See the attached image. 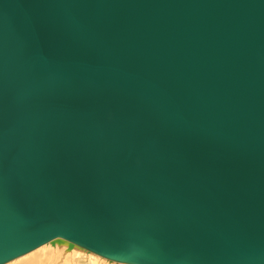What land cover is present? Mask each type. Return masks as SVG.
Wrapping results in <instances>:
<instances>
[{
    "label": "water",
    "instance_id": "obj_1",
    "mask_svg": "<svg viewBox=\"0 0 264 264\" xmlns=\"http://www.w3.org/2000/svg\"><path fill=\"white\" fill-rule=\"evenodd\" d=\"M62 239L264 264V0H0V264Z\"/></svg>",
    "mask_w": 264,
    "mask_h": 264
},
{
    "label": "bare ground",
    "instance_id": "obj_2",
    "mask_svg": "<svg viewBox=\"0 0 264 264\" xmlns=\"http://www.w3.org/2000/svg\"><path fill=\"white\" fill-rule=\"evenodd\" d=\"M57 243L58 244L60 243V245L61 244H63V245L57 247V245H56ZM46 246L47 247H52L53 246L54 248L51 250L52 253H50V255L46 256L45 258H42V260H40V259H32V260L24 259V260H22L23 259L22 257H24V255H27V254L35 251V250H38V249L40 250V248L42 250V248L46 247ZM75 246L76 245H71V246L68 245V241L65 240V239L60 240V242H46V243H43L41 246H38L37 248L25 253L24 255H22L20 257H17L15 259L7 261V263L15 261V262H13L11 264H87L88 261L85 258V255L81 254L79 252L78 248L74 249V251L70 252V254H68V255L67 254L61 255L62 252H63V248L70 247V249H73ZM79 247H81V246H79ZM81 248H83V247H81ZM83 249H85V248H83ZM85 250H87V249H85ZM87 251L90 252V253H93V252H91L89 250H87ZM93 254H96V253H93ZM93 254L91 256H93ZM97 255H99V254L97 253ZM99 256H101V255H99ZM101 257H103V256H101ZM103 258H105V257H103ZM105 259H107V258H105ZM107 260H109V259H107ZM109 261H111V260H109ZM111 262H113V261H111ZM114 262H118V263H122V264H130V263H123V262H119V261H114ZM7 263H5V264H7ZM89 263H90V261H89Z\"/></svg>",
    "mask_w": 264,
    "mask_h": 264
},
{
    "label": "rangeland",
    "instance_id": "obj_3",
    "mask_svg": "<svg viewBox=\"0 0 264 264\" xmlns=\"http://www.w3.org/2000/svg\"><path fill=\"white\" fill-rule=\"evenodd\" d=\"M56 245H57V247H59V246H62L63 244L60 245V243L59 244L57 243ZM53 246L52 247H47L46 246V247H43L42 250H41V248H40V250L39 249L38 250H35V251H33V252H31V253H29L27 255H24L25 258L22 257L23 258L22 260H24V259H28V260L40 259V260H42V258H45L46 256L50 255V253H52L51 250L54 248ZM77 248L79 249V252L81 254H84L85 255V258L88 261L87 264H122V263H118V262H114V261L111 262V261H109V260H107V259H105V258H103V257H101V256H99L97 254L90 253L87 250H85V249H83V248H81L79 246H75L73 249H70V247L63 248V252H62L61 255H63V254H67L68 255V254H70V252L74 251V249H77ZM92 254H93V256H91ZM89 261H90V263H89ZM13 262H15V261H12V262L7 263V264H11Z\"/></svg>",
    "mask_w": 264,
    "mask_h": 264
}]
</instances>
